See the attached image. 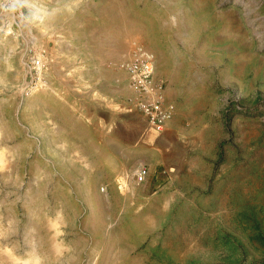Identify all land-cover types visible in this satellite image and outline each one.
Returning a JSON list of instances; mask_svg holds the SVG:
<instances>
[{
    "label": "rangeland",
    "instance_id": "374dc122",
    "mask_svg": "<svg viewBox=\"0 0 264 264\" xmlns=\"http://www.w3.org/2000/svg\"><path fill=\"white\" fill-rule=\"evenodd\" d=\"M137 46L207 125L206 181L157 198L134 176L160 157L130 111ZM0 264H264V0H0Z\"/></svg>",
    "mask_w": 264,
    "mask_h": 264
},
{
    "label": "crops",
    "instance_id": "0c3cea01",
    "mask_svg": "<svg viewBox=\"0 0 264 264\" xmlns=\"http://www.w3.org/2000/svg\"><path fill=\"white\" fill-rule=\"evenodd\" d=\"M138 47H143L153 53L155 57L154 81L156 83L162 82L164 84V105L174 106V115L172 119L167 122L164 132L160 135L151 134L154 135V150L160 156L158 162L144 163L137 168L139 169L142 166H146L148 168L149 174L145 181L138 182L136 180V183L146 185L148 193H150L152 197L157 198L160 197L164 192L167 186L166 180L170 181L171 179H175V182L178 184H181V179H187L189 177L193 178L192 182L196 180L199 184H201L202 181H206L207 174L211 172L210 162L205 161L204 158L203 161H194L193 156L207 146V125L204 123L202 130L196 127V117L192 113L193 110L189 106L188 108L190 110L186 111L185 113L183 112L182 99L184 94L181 90V84H179V82L175 79L174 73L164 74L161 72L163 58L161 53L156 51L153 52L144 46H137L132 54L123 60L122 64L133 57ZM41 52L39 51V54ZM36 53H38V51ZM44 61L47 63V66L50 64L47 58H44ZM44 70L45 72L47 71V69ZM45 72L44 74H46ZM124 72L126 73L129 86L133 92L130 111L136 112L139 115V118L143 122L146 133V119L136 106L137 100L139 98L138 94L130 84V78L127 70L124 69ZM94 101L96 106H101V100ZM99 111H101V108H99ZM83 119L87 127H92L98 124V122L99 124L102 123L101 112L98 113V116L95 112L94 116H86ZM114 149L117 150V141H114ZM97 152L102 159L103 151L100 143ZM164 154L170 155L172 158H165ZM202 154L205 155L203 151ZM113 159L115 161V158H112V161ZM162 169L163 171L169 170V172L167 174H163V171L161 173Z\"/></svg>",
    "mask_w": 264,
    "mask_h": 264
},
{
    "label": "built area",
    "instance_id": "2783aa9c",
    "mask_svg": "<svg viewBox=\"0 0 264 264\" xmlns=\"http://www.w3.org/2000/svg\"><path fill=\"white\" fill-rule=\"evenodd\" d=\"M31 64L33 73H38L45 67L41 56H34ZM122 67L127 70L130 84L138 94L136 106L146 119V134L160 135L174 115V106L164 105V84L154 81L155 57L153 53L143 47H138L133 57L124 62ZM148 174V168L142 166L136 170L134 176L138 182H143Z\"/></svg>",
    "mask_w": 264,
    "mask_h": 264
},
{
    "label": "bare ground",
    "instance_id": "6f19581e",
    "mask_svg": "<svg viewBox=\"0 0 264 264\" xmlns=\"http://www.w3.org/2000/svg\"><path fill=\"white\" fill-rule=\"evenodd\" d=\"M138 22V21H137ZM119 29V28H118ZM113 30H115V29H113ZM82 32V31H81ZM111 32H109V34H110ZM110 36V35H109ZM151 40V39H150ZM156 46V45H155ZM151 50V49H150ZM157 64V63H156ZM43 75V73L41 72V76ZM106 152V151H105ZM106 154H107V152H106ZM86 174V173H85ZM94 179V178H93ZM95 180V179H94ZM95 185V184H94ZM94 188H96V187H94ZM95 197V196H94ZM93 197V198H94ZM98 204V203H97ZM91 205V204H90ZM100 209V208H99ZM99 212V211H98Z\"/></svg>",
    "mask_w": 264,
    "mask_h": 264
}]
</instances>
